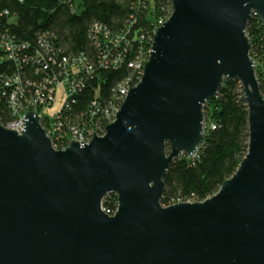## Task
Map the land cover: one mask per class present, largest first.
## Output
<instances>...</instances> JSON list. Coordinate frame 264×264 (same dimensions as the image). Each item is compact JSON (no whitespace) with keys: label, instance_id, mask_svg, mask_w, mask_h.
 I'll use <instances>...</instances> for the list:
<instances>
[{"label":"water","instance_id":"water-1","mask_svg":"<svg viewBox=\"0 0 264 264\" xmlns=\"http://www.w3.org/2000/svg\"><path fill=\"white\" fill-rule=\"evenodd\" d=\"M255 15L264 27V0H172L139 83L89 144L55 150L35 112L22 134L0 123V264H264ZM225 80L243 90L248 152L213 196L164 206L165 176L198 155ZM111 194L114 216L103 211Z\"/></svg>","mask_w":264,"mask_h":264},{"label":"trees","instance_id":"trees-1","mask_svg":"<svg viewBox=\"0 0 264 264\" xmlns=\"http://www.w3.org/2000/svg\"><path fill=\"white\" fill-rule=\"evenodd\" d=\"M171 14L172 0H0V40L12 42L18 57L9 59L0 50V92L5 97L0 101V123L7 126L14 119L9 96L18 83L29 95L33 91L29 84L41 85L62 68L65 59L83 58L93 67L86 72L67 65L72 75L86 80L69 114L75 122L95 111L97 104L100 110L120 108L119 86L126 81L131 86L138 83L154 32ZM246 32L264 95V27L257 16ZM138 62L141 69L129 67ZM94 118L103 130L109 124L101 113ZM205 118V139L198 155L177 160L165 176L164 206L213 196L236 173L248 152L249 113L239 81L225 80L217 98L207 103ZM103 207L114 213L117 196L109 195Z\"/></svg>","mask_w":264,"mask_h":264},{"label":"built area","instance_id":"built-area-1","mask_svg":"<svg viewBox=\"0 0 264 264\" xmlns=\"http://www.w3.org/2000/svg\"><path fill=\"white\" fill-rule=\"evenodd\" d=\"M167 20L161 22L157 29H159ZM42 46L43 45H41V47ZM0 50L5 51L9 59H18L17 48L12 42L1 39ZM37 56L42 57L40 52L37 53ZM84 60L85 59L83 58H78L71 62L69 59H65L62 68L60 67L59 69H56V71H53L48 79L44 80L41 85L36 86L35 84H29L28 87L33 88L32 93L28 92L29 95L26 94L25 90L18 83L17 88L13 90L9 96V109L14 119L4 127L22 134V131H24L25 128L24 120L27 113L35 112L38 114L40 125L46 131L47 136L51 139L55 150L67 149V147L71 145L72 140L89 144L93 140L94 132L96 136H104L105 129H101L99 122L95 121L94 114L101 113L106 118L107 122L109 121V124H111L115 120L119 108H105L100 110L98 108L99 104H97V109L95 111L92 110L90 113L83 115L77 122H75L69 115L72 105L77 101L78 95L85 89L86 80L83 77L81 78L77 75H72L69 72L67 65L77 67V71L79 67H83L86 72H91L93 70L92 65L87 60L85 61L88 63ZM107 64V62H104L103 65ZM113 65L119 66V61H114ZM129 67L137 70L141 69L142 65L138 62L130 64ZM144 67L142 69V74ZM44 70L46 71L48 68H45ZM13 80L18 82L19 78L15 77ZM134 86L130 85V81H126L119 86V93L123 94V101L128 91ZM58 90L62 91L63 102L61 108L58 111H55L54 103L56 101V93ZM3 96H5V94H3ZM3 98L5 97H2L0 92V101ZM30 108H33V110L26 112ZM109 124H107L106 127ZM211 128H214V125H211ZM103 211L109 216H114L117 210L112 213L109 210H105L103 207Z\"/></svg>","mask_w":264,"mask_h":264},{"label":"rangeland","instance_id":"rangeland-1","mask_svg":"<svg viewBox=\"0 0 264 264\" xmlns=\"http://www.w3.org/2000/svg\"><path fill=\"white\" fill-rule=\"evenodd\" d=\"M62 102H63L62 91L58 90L57 93H56V101L54 103V110L55 111H58L61 108ZM204 127H206V118H205Z\"/></svg>","mask_w":264,"mask_h":264}]
</instances>
